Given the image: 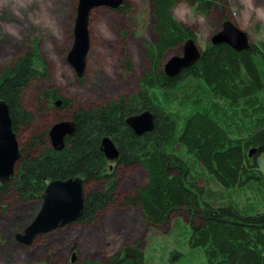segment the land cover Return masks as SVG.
<instances>
[{"label": "trees", "instance_id": "1", "mask_svg": "<svg viewBox=\"0 0 264 264\" xmlns=\"http://www.w3.org/2000/svg\"><path fill=\"white\" fill-rule=\"evenodd\" d=\"M182 2L205 17L220 0H151L153 42L147 46L149 70L140 91L92 108L70 107L57 89L38 93L36 104L71 109L76 135L62 151L49 144V129L36 123L25 106L32 83L48 76V64L36 45L0 69V102L10 110L21 157L9 182H0V207L14 197L23 204L42 201L47 186L57 180L81 178L85 187L82 224H92L116 202V174L102 141L110 138L124 166H140L147 183L126 204L139 206L148 224L164 228L177 211L188 213V245L202 250L207 264H264V177L257 158L264 155V42L236 52L209 42L198 62L174 78L163 71L167 55L198 32L179 23L174 9ZM131 15L129 0L118 10ZM129 68V63L127 65ZM150 111L155 127L139 137L126 124L130 115ZM256 149L254 157L249 153ZM92 184L101 189H89ZM249 189L262 197V207L242 209L227 200L231 190ZM165 251V250H164ZM139 245L125 248L105 261L81 264H155ZM152 261L151 263H149Z\"/></svg>", "mask_w": 264, "mask_h": 264}, {"label": "rangeland", "instance_id": "2", "mask_svg": "<svg viewBox=\"0 0 264 264\" xmlns=\"http://www.w3.org/2000/svg\"><path fill=\"white\" fill-rule=\"evenodd\" d=\"M129 1L131 15L110 8L92 12L89 25L91 49L81 79L68 62L74 44L79 0H33L29 11L38 6L45 9L55 21L56 36L28 22L27 13L22 20L9 8H0V69L34 45L48 64L47 78L32 83L25 97V106L35 114L38 125L50 130L59 122L71 120L69 107L55 106L44 110L39 103L36 104L38 93L48 89H57L60 96L70 101L73 109L96 107L140 91V80L150 67L147 46L153 42L152 7L151 0ZM220 1L227 8L226 17L248 34L251 43L264 42V20L257 12L264 9V0ZM174 16L179 23L198 32L200 49L212 41L225 23V15L218 5L210 17H205L193 6L182 2L174 9ZM10 24L20 25L18 36L5 31L4 26ZM182 55L183 46L170 52L163 68L171 58ZM20 135L24 134H18V140ZM48 141L51 145L49 137ZM257 163L264 177V155L258 156ZM116 175V202L108 206L96 221L92 224L74 222L37 237L30 246L19 243L16 237L24 234L34 221L43 200L26 205L14 197L5 199L0 207V264L105 261L136 245L144 251L146 259L153 257L155 264H207L202 250L187 244L189 234L182 226L188 223L186 211L175 212L167 226L160 228L148 224L139 206L126 204L148 181L142 167H120ZM101 188L100 184L89 186V189ZM226 196L241 209L249 203L255 208L262 207V197L256 190H231ZM74 254L76 260L72 262Z\"/></svg>", "mask_w": 264, "mask_h": 264}, {"label": "water", "instance_id": "3", "mask_svg": "<svg viewBox=\"0 0 264 264\" xmlns=\"http://www.w3.org/2000/svg\"><path fill=\"white\" fill-rule=\"evenodd\" d=\"M124 4V0H79L77 16L74 27V44L68 55V62L73 67L76 75L81 79L86 71L87 57L91 49L90 17L94 10L110 8L118 10ZM213 45L225 44L236 52L250 49L251 41L248 34L241 30L234 22L228 20L222 30L212 38ZM203 49H200L192 39L183 44V55L171 58L163 68L165 75L174 79L183 70L191 68L201 57ZM61 100L56 106H60ZM128 126L136 135L150 133L155 127V117L150 111L127 119ZM75 122L63 121L55 124L49 130L51 146L55 151L65 148L67 137L76 135ZM102 150L109 161H114L119 156V151L110 138L102 141ZM256 149H252L249 156L252 157ZM21 153L17 136L13 131L9 106L5 101L0 102V182L6 184L14 175L16 165ZM85 183L81 178L57 180L51 182L42 195V207L34 221L28 226L24 234L17 235L16 240L26 246L32 245L37 237L46 235L57 229L77 222L83 215L85 207ZM76 256L73 255L72 262Z\"/></svg>", "mask_w": 264, "mask_h": 264}, {"label": "clouds", "instance_id": "4", "mask_svg": "<svg viewBox=\"0 0 264 264\" xmlns=\"http://www.w3.org/2000/svg\"><path fill=\"white\" fill-rule=\"evenodd\" d=\"M33 0H0V8L7 7L13 14L20 17L22 20L25 18V13H27V21L34 26L41 27L48 30L53 36H56L57 30L55 28V21L51 18L50 14L42 7L31 8ZM258 16L260 19L264 20V9H258ZM5 31H7L12 36L19 35L20 25H5Z\"/></svg>", "mask_w": 264, "mask_h": 264}, {"label": "flooded vegetation", "instance_id": "5", "mask_svg": "<svg viewBox=\"0 0 264 264\" xmlns=\"http://www.w3.org/2000/svg\"><path fill=\"white\" fill-rule=\"evenodd\" d=\"M62 97V96H61ZM63 98V97H62ZM62 104H63V101H62V103L60 104V107L62 106ZM65 109L67 108V106L66 107H64ZM63 108V109H64ZM142 113H144V112H142ZM142 113H139V114H134V115H130V116H128L127 118H126V121H127V119L128 118H130V117H132V116H137V115H140V114H142ZM70 121H72V122H74L73 120H70ZM70 121H68V122H70ZM63 122V121H62ZM126 124H127V122H126ZM128 125V124H127ZM130 128V127H129ZM143 135H145V133L144 134H142V135H139V137H141V136H143ZM138 136V135H137ZM68 138H70V137H67L66 138V140L68 139ZM66 140H65V144H66ZM116 146V145H115ZM52 147V146H51ZM117 148V147H116ZM108 160V159H107ZM109 161V160H108ZM135 166H140V164H136V165H134V166H124V167H135ZM120 167H122V165H121V163H120V153H119V156H118V158L116 159V160H114V161H109V171H111L112 172V174H116V172H117V170H118V168H120ZM141 167V166H140ZM117 176V175H116Z\"/></svg>", "mask_w": 264, "mask_h": 264}]
</instances>
